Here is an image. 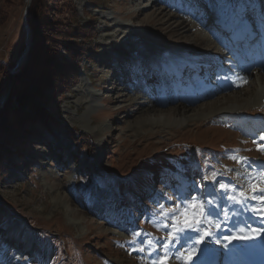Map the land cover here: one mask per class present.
<instances>
[{"label":"rangeland","instance_id":"rangeland-1","mask_svg":"<svg viewBox=\"0 0 264 264\" xmlns=\"http://www.w3.org/2000/svg\"><path fill=\"white\" fill-rule=\"evenodd\" d=\"M152 1L38 0L36 25L39 31L48 32L37 42L48 51L55 48L57 62L67 64L66 77H56L55 68L47 67L53 89L47 90L43 101L58 123L50 127H41L39 121L27 124L34 132L20 147L24 153L21 163L10 169L0 165V264H186L192 249L186 252V246L180 244L171 250L163 246L174 221L160 215V205L172 207L178 198L187 197L195 204L203 200L214 214L223 200L214 183L229 185L235 191L227 195L237 197L244 190L250 193V185L260 184L262 170L257 169L258 175L254 171L264 162V151L258 150L264 149V105L243 94L258 81L251 84L248 78L240 86H230L225 92L242 99L213 112L208 108L197 114L186 107V101L171 100L172 95L157 100L156 106L147 105L151 95H156V89L143 84L142 61L151 46L145 41L147 36L166 47L177 44L180 33L209 42L214 48L206 52L213 54V61L221 57L214 53L222 50V42L206 28V7L191 11L193 3L187 0L165 3L167 6L160 3L166 6V15L173 14L170 26L162 24L158 2L147 7ZM231 3L233 11L241 15L250 6L247 13L252 15L257 35L249 42L260 44L264 0ZM26 5V0H0V107L12 84L5 71L11 74L22 68L34 45L30 31V45L22 59L27 40ZM179 20L185 22L175 25ZM82 28L92 32L85 36L80 33ZM153 30L167 35L159 40ZM58 33L61 40L65 34H81L74 44L84 54L76 65L72 64L74 52L60 49L59 42H47ZM205 46L199 49L205 50ZM249 46L244 47L248 51L244 61L264 64L261 54ZM207 61L210 64L212 59ZM216 61L211 63L208 79L215 85H208L201 98L189 99L190 107L224 93H216L222 76L217 69L224 64L231 74L237 63L230 71L228 63H221L220 58ZM174 69L178 74H172ZM195 69L176 65L169 71L172 77L190 82L200 73ZM126 101L133 104L128 106ZM178 106L189 111L187 119L175 113L166 115L165 110ZM10 137L0 130V141ZM232 156L249 159L238 164ZM213 173H217L215 180L204 179ZM193 196L197 201L192 202ZM196 211L199 214V208ZM113 218L122 221L109 220ZM189 218L190 212L180 217ZM208 230L206 226L202 232ZM214 242L209 238L213 249Z\"/></svg>","mask_w":264,"mask_h":264},{"label":"bare ground","instance_id":"bare-ground-1","mask_svg":"<svg viewBox=\"0 0 264 264\" xmlns=\"http://www.w3.org/2000/svg\"><path fill=\"white\" fill-rule=\"evenodd\" d=\"M29 1L30 0H26V3ZM207 1L210 2L209 7H211V9L213 10L212 13L214 16L219 17L221 14H223L224 17L237 21L239 23V25H238L239 27H241V26L244 27V25H246L244 23V21L246 20L244 15L247 12H250V10H252V9H250V6L247 5L244 8V10H245L244 14L241 15L239 13H236L232 9V3H231L232 0H199L198 1L199 5L197 7L201 6L204 3H207ZM157 2L159 5L158 15L161 16L160 18H162V22H163L162 24L170 25L171 24V18L173 17V14L166 15V13H165V12H167V11H165V8L167 6L165 3H167L169 5L170 2L169 1H162V0H153L149 4V6H147V7H152V5L157 4ZM160 3L164 4L166 6L163 7L162 5H160ZM173 4H178V1H174ZM144 8H145V6H144ZM246 21H247L246 30L242 29V31L235 34L237 37L240 38L241 41H243L244 43L247 42V45H244V47L249 46L250 42L248 43V41H251L257 35V34L256 35L251 34V31H250L251 27H250V23H249L250 20H246ZM184 22H185L184 20H179V21H177V24H175V25H181ZM209 24L210 25H208V27H206L208 29H212V27L214 25H216V23L213 21V19L209 20ZM259 31H261V32H259V35H258L260 37L259 38L260 44L255 45V46H252L250 44L249 47L252 50H254V52L256 51L257 54H259V55L261 54V56H259V57L264 59V46H262V43L264 42V28H261ZM153 32L155 35L159 36V40H162V37L167 35L166 34V35L161 36L158 34V32L156 30H153ZM28 39L26 41V44L29 45L30 40H28ZM142 40H144V39H142ZM171 40H173V39H171ZM145 41L151 46H150V49L147 52H145L146 56L144 55V58H143L144 61H142V64L144 65V70H143L142 74L144 76H149V75H154L155 73L158 74V72L160 70H162L164 73V76L167 77V79H168L167 80L168 85H170V87L174 88L175 95H177V96L172 95L171 100H173L175 98L177 102L181 101V100H182V102H183V100L186 101L187 102L186 107L189 106V109L191 108L190 110L196 112L197 114L201 113V111H204L208 108H213L211 110L213 112L215 110V108L217 109V107H220L223 104H227L230 101L239 102L242 99L241 97H238L237 95H234L235 96L234 97V96L226 93L225 90H228V88L230 86L236 87V86L242 85L244 82L247 81L248 78L251 79V84H252V82L255 83V81H258L259 84L254 85V86L252 85L253 86L252 90H250V91L246 90L247 92H244L243 94L248 95L249 97L254 96V98L257 99V104L262 103L264 105V64H261L260 61H257L256 64L253 61L251 64L246 60L248 64H243L242 66L240 64L238 65V63H237L236 65H234L235 68H234V71L231 72V74L226 73V70H228V68H222V69L220 68L219 72H221L220 75L222 74V76H220L219 80H217V84L215 86V89H216V93H218V94L222 93V92H224V93L221 96L213 98L214 100L209 99L205 102H202V103L196 105L197 106L196 108H194V107L192 108V107H190V104L188 103V101H190L189 99L193 98L194 94H195L194 98H201V96H203L205 94V91L208 90V85H215V84L208 81V79H210L209 77L201 76V77H204V78H201L200 75H198L199 77L196 75L197 76L196 80L191 79L190 80L191 83L187 79V82L189 84V89H188V87L186 85L185 86H179L178 83L175 82V77H172L171 72L169 70H170V68H173L176 65L181 66V64H184L186 68L190 67L191 69H193L194 66L195 67H198V66L208 67L209 66V68H211L212 65L208 64L209 61H207V60L214 59V56L211 52L207 53L206 51H207V49L211 50V48L212 47L214 48V46H212L211 44H208L209 42L204 43V42H202V40L200 41V39H196V38L188 39L182 33H180L177 36V40H175V41H177V44H173V46H171V47H166V46H163L162 44H159L154 39V36H152V35L147 36L145 38ZM111 42L112 41L110 40V43ZM107 44H109V42H107ZM203 45H206L205 47H207V48L205 50L199 49V46H203ZM228 47H229V49H231V45L228 44ZM201 50H202V53H201ZM143 51L144 50H142V52ZM220 52H215L214 55L215 56L221 55ZM247 52L248 51L245 49V53H247ZM237 55L240 56V53L235 52L234 55L229 57V60H234ZM219 58H217L218 61H219ZM19 59H20V57H19ZM239 60H240V57L236 61H239ZM191 66H193V68ZM225 78H227V79H225ZM256 88H258V90H257L258 92L255 91ZM156 91L158 94H161L162 92L165 93L166 88L163 87L161 89H157ZM183 91H184V93L181 94ZM209 92H211V89H209ZM160 98L161 97H158V95H151V99L149 101H147L149 103H147V102L146 103H147V105L150 104L151 107L156 106L154 103L157 100H159ZM126 100H128V99H126ZM164 100H166V99H164ZM246 101L248 102L249 100L244 98V102H246ZM126 103L128 106L133 104L132 101H129V102L126 101ZM143 108L144 107H142V109ZM147 108H149V107H147ZM176 108L177 107H174V109L171 108V109L165 110L167 112L166 115H169L171 113L172 114L175 113V114H177L178 117L182 116L184 119H187V113L189 111L186 109L183 110L181 106L180 107L178 106L177 109ZM153 111H155V110L151 109L150 112H153ZM149 114H148V116H149ZM153 114H155V113H153ZM155 115H153V116H155ZM175 119H177V118H175ZM252 122H254V121H252ZM255 124H256V122H255ZM246 130H250V128L244 129V131H246ZM261 146H260V148H261ZM262 161H264V158L262 159ZM256 169H258L260 171V168L258 167V165L256 166ZM250 175L252 177L254 176L253 174H250ZM257 175H255V176H257ZM220 184H222L221 181L213 184V187H216L220 190L219 192L221 193V197L223 198V200L221 199L222 205L219 207H216V211H214L213 219L215 222L218 221L219 224L221 225L219 230H216L217 231L216 233H217V238L221 239L222 244H217V245H218V249L224 250L223 249V243L227 242L225 237L231 236L233 234V232H235L236 235H241L242 233L239 231L240 228L246 229L243 234L250 235L251 233L246 228L245 223H248L250 225V227H252V228L254 227L257 230V227H259V229L263 228L260 225L262 222H264V219H261V215H259V214H254L253 212L245 210L246 207H251L253 205H255L257 208H259L260 203H261L259 197L256 200H249L246 206L236 204V203L231 202L228 199L229 195H227V193H226V192H228V194L233 193V191H231L230 189H227V190L220 189ZM236 207H237V209H236ZM238 207H240V209H238ZM209 210L212 211V208ZM237 212H238V214H236ZM224 213H227V217H228L227 219H225ZM253 241L254 240H241V242L239 244H237V248L240 250L246 249V252L248 253V255H250V257L252 259L257 260L258 255L254 252V250H252V248H254L257 251L258 243L262 240L261 239L258 240V243L254 244V245H253ZM212 242L213 241H211V243ZM212 245L216 246L215 242ZM231 248L233 249V247H231ZM193 259H194V257H193ZM200 260H206V255L202 254L201 252H198L197 256H196V261L193 260L191 262V264H198V262ZM176 261H178V259H176ZM184 263L189 264L187 259L184 260Z\"/></svg>","mask_w":264,"mask_h":264},{"label":"trees","instance_id":"trees-1","mask_svg":"<svg viewBox=\"0 0 264 264\" xmlns=\"http://www.w3.org/2000/svg\"><path fill=\"white\" fill-rule=\"evenodd\" d=\"M40 1L42 2V0ZM37 5L38 0H32L26 15L34 41V45L28 52L26 64L14 73L10 74L9 71H5L12 83L6 100L2 102L3 104L0 107V130L5 135L11 136L8 141H0V165L4 163L6 169L16 168V163L20 164L24 158V153L20 147L31 140V135L34 132V130L26 127L27 124H34V122L39 121L41 127H50L58 123L47 109L45 101H43L44 97H47V90L53 89L52 79L49 75L50 70H47V67H54L59 74L56 77L59 76L65 79L67 64L64 62L65 60L63 61L65 64L57 62L58 57L55 56V48L53 51H48L44 48L45 45L37 42V39H41L42 34L48 32L47 30L39 31L36 25ZM80 30V33L85 36L88 35L86 33L92 32L83 28ZM80 33L75 35L65 34L62 40L59 38L62 34L58 33L47 42H59L57 45L60 49L74 52L72 64L76 65L79 62V56L84 54L83 49L74 44L76 39L81 36ZM61 65L63 70L60 69Z\"/></svg>","mask_w":264,"mask_h":264},{"label":"snow or ice","instance_id":"snow-or-ice-1","mask_svg":"<svg viewBox=\"0 0 264 264\" xmlns=\"http://www.w3.org/2000/svg\"><path fill=\"white\" fill-rule=\"evenodd\" d=\"M261 24L264 25V12L260 14ZM244 23L247 25V21ZM227 79V78H225ZM264 139V136L261 137ZM255 143V141H254ZM264 151V149H258ZM231 159L235 160L239 163H247V157H237L232 156ZM256 163V162H253ZM251 166V165H249ZM258 167L262 170L260 174V184L259 185H250L251 192L246 193L241 191L239 193V197L233 195L229 196L228 199L236 204L247 205L249 200H256L258 197L260 199V207L257 208L255 205L251 207H246L245 210L253 212L254 214H259L264 216V162H260ZM217 173H213L212 176H205V180H215ZM251 180L252 177H249ZM230 186L225 184H220V189L227 190ZM235 191V189H233ZM192 202L197 201V197H191ZM207 204H212V201H207ZM199 208V214H197L196 209ZM160 215L165 218V220H173V224L171 226V232L168 237L164 240V248L166 250H171L177 244L181 246H186L185 251L187 252L189 249H192L191 254L187 256V261L189 264L193 261V257L197 256V251L202 254L208 256L206 260L199 261V264H232V257L235 254L234 250L230 247L232 245L233 239L236 240H255L259 237H264V228L259 230L250 229L252 234L245 235V228H240L239 231L242 233L241 235H236L235 232L231 236L225 237L227 243H223V248L226 249L223 253V260H220V253L218 249H213L209 246V238L215 241L216 244H222L221 239L217 238L216 231H213L214 227L216 230H219L220 224L216 223L213 219V212L209 211L205 206V202L201 200L199 204L190 203L185 197L184 199H177L172 207H165L164 205H160ZM183 209V211H182ZM190 212V218L181 220L180 217L184 215V213ZM225 219H227V213H224ZM208 226V231L202 232ZM168 227V225H165ZM138 235V234H135ZM193 236H199L198 240H194ZM149 245H151L152 241H148ZM203 245V247H202ZM143 251V248L140 249ZM211 253L209 256L208 254Z\"/></svg>","mask_w":264,"mask_h":264},{"label":"water","instance_id":"water-1","mask_svg":"<svg viewBox=\"0 0 264 264\" xmlns=\"http://www.w3.org/2000/svg\"><path fill=\"white\" fill-rule=\"evenodd\" d=\"M30 2H31V0H30L29 2H27V5H26L25 10H24V16H23V23H24L25 28H26V39L29 38L28 40H30V28H29L28 23H27V20H26V15H27V11H28L29 6H30ZM26 41H27V40H26ZM29 42H30V41H29ZM29 45H30V44H29ZM29 45L26 44L25 50H24L23 53H22V59L25 57V55H26V53H27V51H28ZM15 66H16V65H15Z\"/></svg>","mask_w":264,"mask_h":264}]
</instances>
